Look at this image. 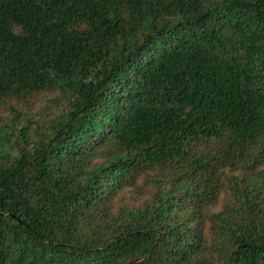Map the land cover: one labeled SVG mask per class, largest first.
<instances>
[{"label": "trees", "instance_id": "1", "mask_svg": "<svg viewBox=\"0 0 264 264\" xmlns=\"http://www.w3.org/2000/svg\"><path fill=\"white\" fill-rule=\"evenodd\" d=\"M0 264H264V0H0Z\"/></svg>", "mask_w": 264, "mask_h": 264}]
</instances>
